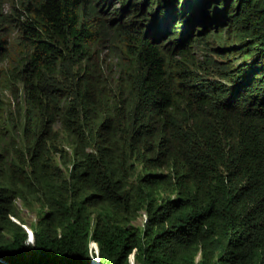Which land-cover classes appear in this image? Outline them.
Wrapping results in <instances>:
<instances>
[{"label": "trees", "instance_id": "16d2710c", "mask_svg": "<svg viewBox=\"0 0 264 264\" xmlns=\"http://www.w3.org/2000/svg\"><path fill=\"white\" fill-rule=\"evenodd\" d=\"M17 1H0V259L264 264V0ZM200 36L252 61L208 82Z\"/></svg>", "mask_w": 264, "mask_h": 264}, {"label": "rangeland", "instance_id": "374dc122", "mask_svg": "<svg viewBox=\"0 0 264 264\" xmlns=\"http://www.w3.org/2000/svg\"><path fill=\"white\" fill-rule=\"evenodd\" d=\"M2 5V10L5 14H10L19 8V3L17 0H0ZM119 2V0H115ZM113 5L108 7V10L113 9ZM120 8L119 5L116 6V9ZM107 11V10H106ZM214 12V11H213ZM223 14L226 16L225 12L219 10L217 14L210 15L205 20L206 29L212 26L218 25L219 27L224 26L226 19L222 18ZM196 34V32L194 33ZM203 36H200L198 39L200 44L195 47V57L198 62L199 68L204 69L205 71L200 73L204 80L208 82H224L222 78L218 76L219 73H225L229 70H236L237 67L243 65L245 62H251L252 58H243L246 56L247 45H244L239 42L232 43H223L220 40H217L215 36L208 37L206 40L202 39ZM5 99H10L9 93H4ZM16 205L22 212L23 221L25 227L28 229L29 226L35 224L37 221L36 213L27 211L22 207L20 201L16 202ZM145 222V214H141L137 222L134 223L135 226L142 227ZM132 260V259H131ZM135 264V262H134Z\"/></svg>", "mask_w": 264, "mask_h": 264}, {"label": "water", "instance_id": "95a60500", "mask_svg": "<svg viewBox=\"0 0 264 264\" xmlns=\"http://www.w3.org/2000/svg\"><path fill=\"white\" fill-rule=\"evenodd\" d=\"M92 245L95 246L94 252L96 253V255H99V250L98 247L95 243L91 244V252L93 251ZM0 263L3 264H8L7 262H5L4 260L0 259ZM130 263L134 264V255L132 256V260L130 259ZM90 264H101L98 258H93Z\"/></svg>", "mask_w": 264, "mask_h": 264}]
</instances>
